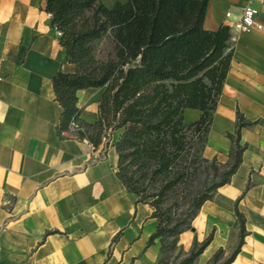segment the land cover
I'll return each mask as SVG.
<instances>
[{
	"label": "crops",
	"instance_id": "1",
	"mask_svg": "<svg viewBox=\"0 0 264 264\" xmlns=\"http://www.w3.org/2000/svg\"><path fill=\"white\" fill-rule=\"evenodd\" d=\"M126 1L102 0L107 8ZM243 4L208 0L204 27L230 26ZM256 7L264 28V4ZM231 33L234 51L204 156L227 161L237 111L257 123L241 129V163L177 245L187 252L212 233L198 258L206 261L239 228L237 206L247 234L230 264H264V29ZM60 69L73 72L74 64L65 59L45 0H0V264H162L159 238L148 244L157 224L153 207L137 202L117 178L111 143L94 150L56 135L62 108L51 79ZM100 95L94 88L76 92L83 121L97 119ZM196 111L185 121L197 119Z\"/></svg>",
	"mask_w": 264,
	"mask_h": 264
},
{
	"label": "trees",
	"instance_id": "2",
	"mask_svg": "<svg viewBox=\"0 0 264 264\" xmlns=\"http://www.w3.org/2000/svg\"><path fill=\"white\" fill-rule=\"evenodd\" d=\"M207 6L208 0H127L111 8L102 0H45L65 59L74 64L73 72L60 69L51 79L62 108L56 135L94 150L111 143L117 178L137 202L153 207L157 224L148 244L159 238L162 264L201 205L230 181L246 148L240 131L257 123L237 111L227 161L204 156L234 51L229 25L204 27ZM88 88L101 91L94 122L80 118L76 96ZM185 109L199 117L186 122ZM181 204L186 211L179 213ZM235 212L239 241L221 264H230L244 243L237 206ZM212 238L195 241L184 262L192 264Z\"/></svg>",
	"mask_w": 264,
	"mask_h": 264
},
{
	"label": "rangeland",
	"instance_id": "3",
	"mask_svg": "<svg viewBox=\"0 0 264 264\" xmlns=\"http://www.w3.org/2000/svg\"><path fill=\"white\" fill-rule=\"evenodd\" d=\"M90 104V103H89ZM255 125L251 126L250 128L254 127ZM110 145V144H109ZM108 145V146H109ZM100 147H104L103 145H100ZM173 202L172 199H170L167 204L170 205ZM187 206V205H186ZM186 206L184 204L180 205V208L177 210L180 211L179 213H182L183 211H186ZM182 209V210H181ZM238 211V209H237ZM239 212V211H238ZM236 213V212H235ZM240 213V212H239ZM242 214V213H241ZM238 217V216H237ZM243 221H244V228H245V232L247 234V230H246V226H245V222L246 219L244 218L243 214ZM238 220L240 222V218L238 217ZM191 227V226H190ZM190 229V228H189ZM240 229H241V222H240V226L236 231H231L229 232V234L227 235V240L225 241L224 246L221 248L222 249V253L219 254V256L217 257V259H214V255L218 252V250H216L211 256H209V258L204 261V262H199L198 258L199 256L194 260V262L192 264H221L223 261H225L227 258H229L232 254V252L234 251V249L236 248L238 241H239V234H240ZM196 240L193 241V243ZM197 242V241H196ZM200 243V242H198ZM193 247V245H192ZM191 247V248H192ZM191 250V249H190ZM189 251L185 252L181 247H179L177 245L176 249L174 250H166L165 251V256L163 258V264H188L184 262V259L187 257V255L189 254Z\"/></svg>",
	"mask_w": 264,
	"mask_h": 264
},
{
	"label": "built area",
	"instance_id": "4",
	"mask_svg": "<svg viewBox=\"0 0 264 264\" xmlns=\"http://www.w3.org/2000/svg\"><path fill=\"white\" fill-rule=\"evenodd\" d=\"M264 4V0H244V4L242 7L241 14L236 17L233 23L230 25V29L234 34H238L240 32L249 31L251 29L263 30V25L258 20L260 10L256 5ZM231 13L226 12L225 18H230ZM72 127H75L76 124L74 122L70 123Z\"/></svg>",
	"mask_w": 264,
	"mask_h": 264
},
{
	"label": "bare ground",
	"instance_id": "5",
	"mask_svg": "<svg viewBox=\"0 0 264 264\" xmlns=\"http://www.w3.org/2000/svg\"><path fill=\"white\" fill-rule=\"evenodd\" d=\"M94 111H95V105L93 103H90L88 104V107L86 109V112L85 114L87 115L88 118H91L94 116ZM197 111H193V110H187L186 111V121L189 119V118H192L194 116V114H196ZM222 128V127H221ZM234 183L238 184L240 183L239 180H237L236 177H234Z\"/></svg>",
	"mask_w": 264,
	"mask_h": 264
}]
</instances>
